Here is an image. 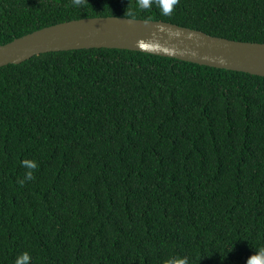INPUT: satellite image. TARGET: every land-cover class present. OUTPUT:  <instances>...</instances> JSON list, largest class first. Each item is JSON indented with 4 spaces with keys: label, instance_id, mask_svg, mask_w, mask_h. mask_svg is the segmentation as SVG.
Instances as JSON below:
<instances>
[{
    "label": "trees",
    "instance_id": "trees-1",
    "mask_svg": "<svg viewBox=\"0 0 264 264\" xmlns=\"http://www.w3.org/2000/svg\"><path fill=\"white\" fill-rule=\"evenodd\" d=\"M164 2L0 0V45L106 17L264 43V0ZM260 248L264 77L121 49L0 67V264H246Z\"/></svg>",
    "mask_w": 264,
    "mask_h": 264
},
{
    "label": "water",
    "instance_id": "water-1",
    "mask_svg": "<svg viewBox=\"0 0 264 264\" xmlns=\"http://www.w3.org/2000/svg\"><path fill=\"white\" fill-rule=\"evenodd\" d=\"M121 49L264 77V43L210 36L162 21L124 17L59 23L0 45V67L46 53Z\"/></svg>",
    "mask_w": 264,
    "mask_h": 264
},
{
    "label": "clouds",
    "instance_id": "clouds-1",
    "mask_svg": "<svg viewBox=\"0 0 264 264\" xmlns=\"http://www.w3.org/2000/svg\"><path fill=\"white\" fill-rule=\"evenodd\" d=\"M176 2V0H167V2L163 3V10L165 14H168L172 11V5ZM81 3V0H73V5L78 6ZM140 6L142 8L150 7V0H140ZM23 166L29 169H35L37 167L34 161H24L22 162ZM25 180H32L33 175L31 171L25 173ZM23 183V181H21ZM31 257L28 253H22L16 261V264H26V262L30 261ZM164 264H188L186 257H178L173 256L169 257L165 260ZM246 264H264V248H260L257 250L255 254H252L246 261Z\"/></svg>",
    "mask_w": 264,
    "mask_h": 264
}]
</instances>
